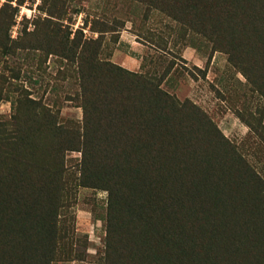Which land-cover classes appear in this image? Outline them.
<instances>
[{
    "label": "trees",
    "instance_id": "16d2710c",
    "mask_svg": "<svg viewBox=\"0 0 264 264\" xmlns=\"http://www.w3.org/2000/svg\"><path fill=\"white\" fill-rule=\"evenodd\" d=\"M12 1L0 7L8 29L24 3ZM132 1L144 24L165 22L158 33L145 30L146 42L164 51L205 41L264 100V0ZM45 13L44 40L32 50L66 61L82 120L61 121L30 97L16 65L6 68L0 102L12 111L0 118V264L56 261L68 233L60 223L71 153L80 154L75 186L107 193L98 264H264V182L195 105L160 88L170 68L135 73L100 59L99 38L78 31L70 39L58 22L63 12L53 5ZM97 25L99 35L111 31ZM251 128L264 145V124Z\"/></svg>",
    "mask_w": 264,
    "mask_h": 264
},
{
    "label": "rangeland",
    "instance_id": "374dc122",
    "mask_svg": "<svg viewBox=\"0 0 264 264\" xmlns=\"http://www.w3.org/2000/svg\"><path fill=\"white\" fill-rule=\"evenodd\" d=\"M4 3L0 0V7ZM10 4L17 7V0ZM53 5L64 14L58 22L70 39L78 31L83 39L99 38L100 59L135 73L160 75L170 68L160 88L180 102L195 105L264 182V145L251 128L264 124V100L251 91L227 55L213 52L205 41L176 48L171 43L164 51L146 42L145 30L157 29L158 33L165 22L157 19L145 25L144 10L132 0H24L12 26L8 29L0 24V47L8 45L15 52L7 57L0 48V82L3 75L11 76L6 68L16 65L30 97L52 107L61 121L81 122L82 110L71 101L78 87L65 71L66 61L32 50L44 40L39 29L47 18L45 11ZM103 22L111 31L99 35L102 27L97 24ZM11 111V102H0L1 119H9ZM79 159V153L65 157L71 198L60 225L68 233L52 264H98L104 253L107 193L75 186Z\"/></svg>",
    "mask_w": 264,
    "mask_h": 264
}]
</instances>
